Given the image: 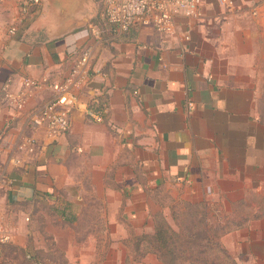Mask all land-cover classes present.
<instances>
[{"label": "crops", "instance_id": "crops-1", "mask_svg": "<svg viewBox=\"0 0 264 264\" xmlns=\"http://www.w3.org/2000/svg\"><path fill=\"white\" fill-rule=\"evenodd\" d=\"M19 2L0 0V211L64 189L72 220L87 212L86 191L71 192L85 183L118 240L151 233L158 213L170 224L156 193L183 189L178 201L226 219V251L264 264V0H203L201 16L179 17L173 34L140 24L116 31L102 0H42L26 20ZM84 47L90 75L69 131L52 137L29 126L51 90H32L17 112L3 84L17 93L25 77L61 80ZM94 104L100 122L87 119ZM25 137L33 154L17 149Z\"/></svg>", "mask_w": 264, "mask_h": 264}, {"label": "rangeland", "instance_id": "rangeland-1", "mask_svg": "<svg viewBox=\"0 0 264 264\" xmlns=\"http://www.w3.org/2000/svg\"><path fill=\"white\" fill-rule=\"evenodd\" d=\"M80 187L86 191L87 200L85 199L84 203L87 212L72 220L65 216L69 202L64 195V189L59 191V196L55 200L44 196L27 204L9 205L5 203L2 212L12 231V241L4 246L0 264H160L152 254L140 257L144 244L135 250L133 235L141 233L129 232L127 238L112 239L106 231L104 218L100 216L103 214L101 203L91 201L88 195L91 192L90 186L84 183L82 186L74 187L75 189L71 192L77 195ZM182 194H184L183 189H175L169 193L165 191L156 193L158 205L168 207L170 215L175 207L173 213L178 214L175 223L179 227L194 224L196 230H203L205 227L210 230L209 232H212V229L220 231L224 230L225 226L228 227L225 218L212 217V208L205 216L208 224L199 223L197 220L200 218V209L187 210L178 203L177 199ZM75 209L79 210V205ZM107 210L105 206L106 213ZM193 212H197V216H189ZM170 225L176 228L173 220ZM125 227L127 228V225ZM212 234L220 235L219 232H213L210 236ZM229 241L234 243V240ZM197 244L205 246L207 242L198 239ZM227 251L231 257L238 260L237 264H261L256 259L250 262V259L240 252ZM200 258L210 262H225L224 256L213 249L202 254Z\"/></svg>", "mask_w": 264, "mask_h": 264}, {"label": "built area", "instance_id": "built-area-1", "mask_svg": "<svg viewBox=\"0 0 264 264\" xmlns=\"http://www.w3.org/2000/svg\"><path fill=\"white\" fill-rule=\"evenodd\" d=\"M42 0H20L19 14L23 20L29 18L33 10L41 5ZM105 22L115 28L116 31H127L131 26L140 24L149 26L155 32L161 34H173L177 27L179 17L197 19L201 16L203 0H102ZM220 3H230L227 0H219ZM16 27L12 26L10 34H14ZM73 64L69 72L58 81L48 77L32 79L25 77L22 87L14 93L9 84L1 87V93L8 106L17 112L26 107L31 91L46 86L51 90V97L40 109L31 112L27 118V124L31 127H45L52 137L65 135L70 129V115L76 104L78 93L89 79L90 61L92 52L84 47L71 52ZM190 105V104H189ZM89 121L100 122L103 115L94 104L86 111ZM35 140L25 137L17 149L26 154L35 152ZM18 165L20 160H11ZM5 183L6 180H0ZM12 241V231L9 228L5 215L0 211V260L3 258V248Z\"/></svg>", "mask_w": 264, "mask_h": 264}, {"label": "trees", "instance_id": "trees-1", "mask_svg": "<svg viewBox=\"0 0 264 264\" xmlns=\"http://www.w3.org/2000/svg\"><path fill=\"white\" fill-rule=\"evenodd\" d=\"M187 210L197 211L200 209L198 222L208 224V220L205 219L207 211H210L208 204L198 202H182L178 201ZM173 207V211H174ZM171 213V220H173L174 228L170 225L161 213L156 214V221L154 220V229L151 233H141L139 235H133L134 248L139 249L140 245L144 244L143 253L140 257L147 254H152L161 264H237L236 260L224 249L220 242V238L224 235L223 232L212 229V232L207 228L203 230H196L195 225L179 227L176 222V216L178 214ZM197 216V212H193L189 216ZM213 232H219L220 235L210 236ZM198 239H203L207 242L205 246L197 244ZM215 250L224 256L225 262H210L206 259H201L202 254H206Z\"/></svg>", "mask_w": 264, "mask_h": 264}]
</instances>
